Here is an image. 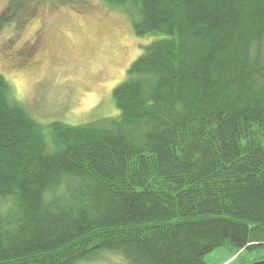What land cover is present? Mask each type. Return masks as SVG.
Returning <instances> with one entry per match:
<instances>
[{"label":"trees","instance_id":"16d2710c","mask_svg":"<svg viewBox=\"0 0 264 264\" xmlns=\"http://www.w3.org/2000/svg\"><path fill=\"white\" fill-rule=\"evenodd\" d=\"M101 1L150 38L113 118L38 124L0 75V264H205L222 247L249 264L264 247V0ZM28 4L9 0L0 27Z\"/></svg>","mask_w":264,"mask_h":264},{"label":"rangeland","instance_id":"374dc122","mask_svg":"<svg viewBox=\"0 0 264 264\" xmlns=\"http://www.w3.org/2000/svg\"><path fill=\"white\" fill-rule=\"evenodd\" d=\"M30 1L27 12L32 16L26 22L22 15L0 27V75L7 80L12 99L41 125L77 126L113 118L117 111L112 90L124 81L150 38L134 34L123 7L101 0ZM8 4L9 0H0V15ZM31 52L36 68L22 61ZM233 256L222 247L204 261L234 264ZM240 258L249 264L264 261V247L237 261ZM76 264L126 263L116 253L98 252Z\"/></svg>","mask_w":264,"mask_h":264},{"label":"flooded vegetation","instance_id":"af4514ba","mask_svg":"<svg viewBox=\"0 0 264 264\" xmlns=\"http://www.w3.org/2000/svg\"><path fill=\"white\" fill-rule=\"evenodd\" d=\"M29 8L27 7L26 9H25V11H23V13L21 14V16H22V18H24V22H26L27 20H28V17H31L32 16V13H30V12H27V10H28ZM37 45V44H36ZM31 47V46H30ZM18 51V50H17ZM19 52V54H21V51L19 50L18 51ZM33 58H34V54H32V52L29 54V55H27V56H25V58H23V60L22 61H24V65L26 66V67H28V68H36L37 67V63L33 60ZM25 60H27L28 61V63H25ZM22 67V66H21Z\"/></svg>","mask_w":264,"mask_h":264},{"label":"water","instance_id":"95a60500","mask_svg":"<svg viewBox=\"0 0 264 264\" xmlns=\"http://www.w3.org/2000/svg\"><path fill=\"white\" fill-rule=\"evenodd\" d=\"M251 264H264V261H258V262H254V263H251Z\"/></svg>","mask_w":264,"mask_h":264}]
</instances>
